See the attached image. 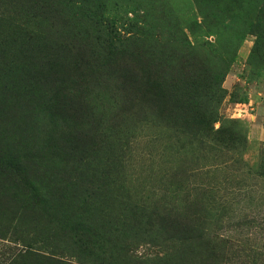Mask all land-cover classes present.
<instances>
[{
    "label": "rangeland",
    "instance_id": "rangeland-1",
    "mask_svg": "<svg viewBox=\"0 0 264 264\" xmlns=\"http://www.w3.org/2000/svg\"><path fill=\"white\" fill-rule=\"evenodd\" d=\"M264 0H0V264H264Z\"/></svg>",
    "mask_w": 264,
    "mask_h": 264
},
{
    "label": "crops",
    "instance_id": "crops-1",
    "mask_svg": "<svg viewBox=\"0 0 264 264\" xmlns=\"http://www.w3.org/2000/svg\"><path fill=\"white\" fill-rule=\"evenodd\" d=\"M260 125L262 127V130L264 131V118L262 119L259 117L258 123H256V126Z\"/></svg>",
    "mask_w": 264,
    "mask_h": 264
}]
</instances>
